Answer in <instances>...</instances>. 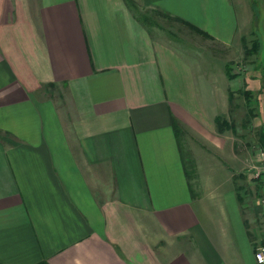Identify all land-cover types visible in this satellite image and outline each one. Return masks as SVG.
<instances>
[{
  "label": "crops",
  "instance_id": "0c3cea01",
  "mask_svg": "<svg viewBox=\"0 0 264 264\" xmlns=\"http://www.w3.org/2000/svg\"><path fill=\"white\" fill-rule=\"evenodd\" d=\"M154 12L225 47L241 24L232 0H0V263L257 264L264 207L215 142L234 88Z\"/></svg>",
  "mask_w": 264,
  "mask_h": 264
},
{
  "label": "rangeland",
  "instance_id": "374dc122",
  "mask_svg": "<svg viewBox=\"0 0 264 264\" xmlns=\"http://www.w3.org/2000/svg\"><path fill=\"white\" fill-rule=\"evenodd\" d=\"M232 1L239 19L241 18V24L233 45L228 47L215 45L208 40L204 42L192 32L187 34L185 27L178 28V23L156 12L148 14L144 20L151 30L163 37L169 36L167 32L173 33L169 38L174 39V46L177 49L193 51L195 55L193 67L196 71H200L197 79L201 84L209 82L216 91L221 88L226 89L230 85L234 88L233 104L224 110L221 116L234 124L235 131L230 129L224 130L221 134L215 133L217 146H222L224 150L218 157L223 161L222 163L228 165L227 167L234 169L230 173H222L221 177L223 181L227 179L230 183L231 191L239 194L241 199L238 202L239 206L242 200L248 203L249 199L258 196L264 207V200L261 201L264 199V184H259V180L264 182V152L259 147L257 136L264 124V13L260 0ZM244 14L249 20L245 25L242 22ZM255 40L259 41V51L248 54L246 49H249ZM226 64L236 76L231 82L225 81ZM244 88L251 90L252 97L258 101V107H256L258 109H255L257 116L252 117L251 120H249L250 116L248 117L244 99L238 93ZM242 123L245 125L243 126ZM211 152L212 150L209 149V153ZM232 152L237 155L236 161L233 162L229 161V153L233 158ZM199 175L193 174L200 181Z\"/></svg>",
  "mask_w": 264,
  "mask_h": 264
},
{
  "label": "trees",
  "instance_id": "16d2710c",
  "mask_svg": "<svg viewBox=\"0 0 264 264\" xmlns=\"http://www.w3.org/2000/svg\"><path fill=\"white\" fill-rule=\"evenodd\" d=\"M160 14H162L163 16H166L168 19H172L169 17V15L167 14H164V13H161V12H158ZM191 30L194 31L195 33L199 34V35H202L203 37L205 38H211L209 37L208 35H206L204 32H202L201 30L197 29V28H193L191 27ZM251 47L249 49H246L247 53L248 54H252V53H257L259 51V41L258 40H255L252 42V45H250ZM231 68L229 67L228 64L225 65V73L227 75V78L229 80L231 79H234L236 76L234 74H232L231 72ZM262 88L263 86L261 87V91H262ZM260 91V92H261ZM240 94V96L244 99V104L246 106V111H247V114H248V117H249V120L252 119V117H255L257 115H255V109L256 107H258V101L256 98H253V93H251V90H240L238 92ZM234 97V93L233 92H229V106H232L233 104V98ZM263 105H264V100H263ZM258 109V108H257ZM256 109V110H257ZM247 122V121H246ZM232 122L228 121L227 119H225L223 116L221 115H217L215 117V125H216V128H217V132L219 133H223L224 130H232V131H235V127H234V124H231ZM243 124V123H242ZM245 124H243L244 126ZM258 136V144H259V147L262 149V151L264 152V124L259 132V134L257 135ZM259 184L263 185L264 182L263 180H259ZM258 185V186H260ZM261 187V186H260ZM259 188V187H257ZM2 264V263H0ZM39 264H46L44 262H41Z\"/></svg>",
  "mask_w": 264,
  "mask_h": 264
},
{
  "label": "built area",
  "instance_id": "2783aa9c",
  "mask_svg": "<svg viewBox=\"0 0 264 264\" xmlns=\"http://www.w3.org/2000/svg\"><path fill=\"white\" fill-rule=\"evenodd\" d=\"M254 252V258L256 263L264 264V247H258Z\"/></svg>",
  "mask_w": 264,
  "mask_h": 264
}]
</instances>
